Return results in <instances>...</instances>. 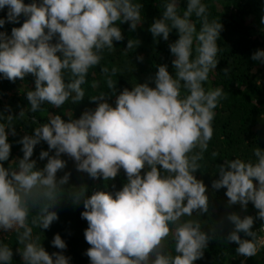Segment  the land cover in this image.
Returning <instances> with one entry per match:
<instances>
[{
  "label": "clouds",
  "instance_id": "obj_1",
  "mask_svg": "<svg viewBox=\"0 0 264 264\" xmlns=\"http://www.w3.org/2000/svg\"><path fill=\"white\" fill-rule=\"evenodd\" d=\"M5 7L7 22L16 23L21 15L27 19L13 27L11 35L0 32V74L12 82L27 74L35 76V89L27 92L31 112L45 103L61 108L69 98L80 102L85 96L81 85L89 69L100 64L105 49H114V41L124 39L119 24L128 22L130 31L142 24L143 5L133 0H33L28 4L0 0V9ZM178 7V0H171L149 27L154 39L165 41L173 29L178 32L179 38L169 44L175 75L166 64L158 65L151 78L155 87L145 82L131 90L125 88L116 95L114 107L107 96L100 95L91 98L98 101L97 107L84 111L78 119L51 117L33 134L21 138L23 157L15 169L3 164L11 153L8 135H15L11 116L7 125L0 123V230L18 233L23 249L18 247L17 252L24 264H69L63 251L49 254L39 237L34 240L29 226L30 212L36 208L32 225L48 229L58 219L49 208L71 176L70 172L57 176L66 168L62 154L75 162L77 171L92 178L111 180L120 169L127 176L115 195L97 191L86 196L84 190L73 197L74 204L83 202L81 218L88 222L84 236L90 245L86 255L91 264H194L203 257L212 239L209 232L202 231L198 221L178 222L193 213L209 212L207 186L194 173L200 170L198 161L213 136L214 110L225 98L222 89L206 91L203 87L218 64L217 41L223 25L209 22L202 0H187L182 16ZM193 14L201 20L199 32L191 20ZM6 20L0 18V27ZM54 37L57 39L52 43ZM139 43L128 40L126 49ZM137 59L142 61L143 57ZM251 59L264 63V49L253 52ZM102 71L107 73L108 69ZM65 73L72 79L66 81ZM107 84L114 89L110 78ZM182 88L188 93L183 97ZM23 114L22 110L19 115ZM41 141L55 154L42 150L39 158H48L47 163L36 169V161L30 158ZM254 156L255 162L224 160L218 166L219 178L212 182L214 190L226 189L227 207L239 204L246 209L251 202L258 210L255 217L236 212L225 217L233 226L225 239L237 244V255L245 258L257 255L264 247V239L253 230L257 219L264 221V150L254 149ZM41 199L50 203L40 206ZM170 224L176 225L174 231ZM240 233L251 239L242 238ZM169 235L175 241V256L164 251L163 241ZM51 243L60 250L67 247L59 234ZM12 260L13 250L0 245V264H11Z\"/></svg>",
  "mask_w": 264,
  "mask_h": 264
},
{
  "label": "trees",
  "instance_id": "obj_2",
  "mask_svg": "<svg viewBox=\"0 0 264 264\" xmlns=\"http://www.w3.org/2000/svg\"><path fill=\"white\" fill-rule=\"evenodd\" d=\"M33 0H24L25 4L32 3ZM40 3L41 0H36ZM171 0H133V3H140L142 24L134 31H130L129 23L117 22L121 28L124 39L114 41V49H105L102 53L100 64L89 69L85 78V83L81 85L85 92L84 98L73 103L71 98L61 108H55L50 104H43L36 112L29 111L30 105L27 99V92L35 89V76L27 74L23 80L16 79L12 82L0 74V123L7 125L11 116V124L15 129V135H8V142L11 144L9 160L3 162L5 167L18 168V161L23 157L22 147L19 143L25 135L34 133V129L48 122V120L60 115L62 119H78L86 110H94L98 101L91 98L100 95L107 96V102L115 106L116 95L123 89L131 90L138 83H149L155 87V73L158 65L166 64L170 74L175 75L172 66L174 56L171 54L169 44L179 38L178 32L173 29L167 41L163 38H153L149 31L150 25L155 19L162 16L165 5ZM207 6L209 22L220 21L223 25L220 38L217 41L219 52L217 55L218 64L215 69L209 72L208 81L204 82L205 90L220 88L225 94L215 111L212 123L213 136L208 143L207 150L203 152V158L198 161L200 170L194 174L197 179L202 180L207 186L206 194L209 197V212L204 215L193 213L191 217L184 216L178 223L187 220L198 221L201 230L209 232L212 237L202 258L196 260L194 264H264V247H261L257 255L245 258L237 255L235 243H229L225 237L232 230V225L226 220L229 212H236L242 217L245 215L257 214V209L249 202L246 209H242L239 204L227 207L226 189L214 190L212 182L219 178L218 166L224 160L239 158L244 161L255 162L254 149L264 150V63L251 59L253 52L264 49V0H202ZM178 13L182 16L186 10L187 0H178ZM8 9H0V18L6 20ZM27 19L24 15L19 17L18 22H7L0 27V32L11 35L13 27H19ZM191 20L195 23L197 32L201 27V20L194 14ZM47 31V29L45 30ZM54 37L52 43L56 42ZM128 40L139 41L137 47L126 49ZM195 55V53H194ZM142 56L143 60L137 59ZM107 68V73L102 71ZM115 69V71H113ZM113 81L114 89L108 87V79ZM65 79H72L70 73H65ZM188 93L181 89V97ZM23 110V116L19 113ZM49 151L48 144L41 141L34 147L33 156L30 158L36 161V169H43L47 163L45 158L41 160L40 152ZM198 152L197 148L194 150ZM213 153H216L213 156ZM55 151H49V155H54ZM194 154V153H193ZM61 159L66 161V168L57 173L60 177L65 172H70L68 185L62 186L56 193L57 201L50 206L49 211H55L58 219L54 221L48 229H40L31 224L33 218L37 216L38 208L33 209L29 215V226L33 229V239L39 237L41 245L49 254L63 251L69 257V264H91L86 255L90 245L86 242L84 231L88 227V222L81 218L84 211L83 202L74 204L73 197L76 193L86 190V196H91L97 191L110 192L113 195L122 189L127 182V176L123 169L111 180L105 181L102 176L92 178L86 172L76 170L75 162L66 154L61 155ZM146 169L142 170V175ZM162 175H167L161 172ZM40 206L50 203L41 199ZM264 223L257 219L253 230L257 237L260 226ZM176 225L170 224L174 231ZM1 231V230H0ZM22 231V229H21ZM59 234L66 242V249L55 248L51 241ZM244 239H251L240 233ZM18 233L16 231L6 232L0 235V245H7L13 250V260L11 264H24L22 257L17 252V248L23 249V245L18 243ZM165 253L175 256V241L169 235L163 241Z\"/></svg>",
  "mask_w": 264,
  "mask_h": 264
},
{
  "label": "built area",
  "instance_id": "obj_3",
  "mask_svg": "<svg viewBox=\"0 0 264 264\" xmlns=\"http://www.w3.org/2000/svg\"><path fill=\"white\" fill-rule=\"evenodd\" d=\"M258 238L264 239V223L260 226V232H259Z\"/></svg>",
  "mask_w": 264,
  "mask_h": 264
},
{
  "label": "rangeland",
  "instance_id": "obj_4",
  "mask_svg": "<svg viewBox=\"0 0 264 264\" xmlns=\"http://www.w3.org/2000/svg\"><path fill=\"white\" fill-rule=\"evenodd\" d=\"M5 233H6V232L3 231V230L0 231V235H3V234H5Z\"/></svg>",
  "mask_w": 264,
  "mask_h": 264
}]
</instances>
